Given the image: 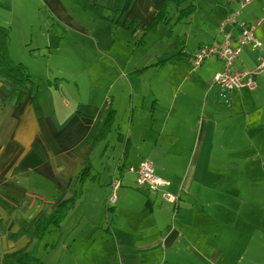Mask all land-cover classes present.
Here are the masks:
<instances>
[{
    "label": "crops",
    "instance_id": "0c3cea01",
    "mask_svg": "<svg viewBox=\"0 0 264 264\" xmlns=\"http://www.w3.org/2000/svg\"><path fill=\"white\" fill-rule=\"evenodd\" d=\"M163 1L124 0L115 26L70 0H0L8 13L1 22L9 30V56L37 85L41 110L36 117L29 94L10 99L0 84V211L3 200L27 201L43 219L72 198L71 182L86 160L94 178L75 188L76 205L60 226L34 240L29 251L41 264H264V73L254 90L225 91L212 81L220 62L195 69L192 61L214 42L224 17L238 12L239 20L255 23L264 2L241 9L243 0L218 8L210 0L214 13L207 12L205 24L214 19V27L199 32L193 23L201 0H185L144 34ZM115 2L90 0L108 11ZM190 6L194 13L179 19ZM256 37L264 46V22ZM258 56L246 47L233 70L253 69ZM109 105L112 129L91 148ZM142 160L169 182L175 206L134 190L126 169ZM116 177L121 185L110 204Z\"/></svg>",
    "mask_w": 264,
    "mask_h": 264
},
{
    "label": "trees",
    "instance_id": "16d2710c",
    "mask_svg": "<svg viewBox=\"0 0 264 264\" xmlns=\"http://www.w3.org/2000/svg\"><path fill=\"white\" fill-rule=\"evenodd\" d=\"M73 6L79 8L83 12L89 13L95 20L108 21L115 26H121L122 23V9L124 0H116L112 10H105L97 5H92L90 0H70ZM185 0H164L160 5L157 14L147 24L144 29V34L154 33L156 27L167 22L168 9L171 6L180 7ZM195 11L194 6H190L180 11L179 19L187 18ZM135 22L127 24L126 29L131 30ZM172 31L169 29L165 34L170 37ZM9 30L5 27H0V84L1 89L5 92L10 99L16 97L17 101H21L25 94L30 95V105L36 117L41 116V110L38 104L39 89L32 80L27 69L20 63H14L8 52ZM115 120V112L109 105L104 111V114L98 124L97 131L89 139L88 144L94 148L98 143L106 140L110 133ZM128 150L127 145L124 147V153ZM91 165L89 160H86L84 168L79 175L74 178L70 185L72 198L60 202L55 210L45 216L38 224L33 221L19 222V230L16 234L10 235L12 239L20 237H31L36 241H40L45 233L50 228H58L60 223L71 211L77 202L78 193L75 191L77 186H82L86 180H93L91 178ZM0 264H41L36 258L35 252L27 251V248H22L12 254L0 257Z\"/></svg>",
    "mask_w": 264,
    "mask_h": 264
},
{
    "label": "built area",
    "instance_id": "2783aa9c",
    "mask_svg": "<svg viewBox=\"0 0 264 264\" xmlns=\"http://www.w3.org/2000/svg\"><path fill=\"white\" fill-rule=\"evenodd\" d=\"M252 2H264V0H243L240 2L239 7L243 9ZM238 17V12L224 17L218 24L214 42L210 45L201 46L192 56L195 69L211 59L221 63L222 69L213 75L212 81L214 85L225 91L254 90L256 77L264 73V46L256 37V29L264 22V14L255 23L241 21ZM246 47L260 52L255 67L251 70L234 71V63ZM126 172L135 176V184L142 192L148 195L159 194L164 202L172 206L177 204V196L166 191L169 182L155 174L149 161L142 160L137 166L126 169ZM120 185L119 177L112 179L110 183V204L115 202L116 192Z\"/></svg>",
    "mask_w": 264,
    "mask_h": 264
},
{
    "label": "rangeland",
    "instance_id": "374dc122",
    "mask_svg": "<svg viewBox=\"0 0 264 264\" xmlns=\"http://www.w3.org/2000/svg\"><path fill=\"white\" fill-rule=\"evenodd\" d=\"M9 2H11V1H9ZM195 4H196V2L193 3V5H195ZM212 4H215L214 6H216V8H218L222 4H224V0H216V2L212 3ZM211 6L212 5H211L210 0H201L200 12L197 14V16L194 20V23H193L194 24V26H193L194 31L196 28L199 29V30H197L199 32L202 30L208 31L214 27V22H215L214 19L211 20V23H212L211 25H207V23L205 24V17H206L207 12L209 10H211L210 14L214 13V10L211 9L212 8ZM174 9L170 10V16L173 17V19L175 18L174 16H176V11ZM4 16H8V13L6 12V9H4V5L2 6L0 4V27H5L8 29V27L4 26L1 22L2 18H5ZM86 16H90V15H86ZM42 18L43 17L41 16L40 19L42 20ZM25 20L29 21L30 19L27 17V18H25ZM37 22H39L40 24L42 23V21H40V20ZM37 22H34V23H37ZM6 23H9V22H6ZM6 25H9V24H6ZM179 28H180V26H178L175 30H177ZM184 32L186 35L188 34L190 36L189 38L194 37L192 34V31L190 30V28L188 26L184 27ZM169 38H170L169 36L168 37L163 36L161 38V41L163 43L164 42L166 43ZM175 43H176V40L174 41L173 45ZM151 47L152 48L154 47L153 43H151ZM189 55H190V53H189ZM184 64H185V66L188 67V69H190V65L188 64V62L184 61ZM110 156H112V154ZM112 159H114V155H113ZM112 159L109 162L108 161L107 162L111 163ZM102 161H104V160H102ZM99 166H100L99 161L96 159L95 163H94V169L96 168V170H98ZM128 179L135 181V176L129 175ZM101 180L104 181V176L101 177ZM134 190L141 192V190L139 188H137V186H135ZM78 192H79V190H77V193ZM2 204H3L2 205L3 208L0 211V257L12 254L15 251H18L22 248H27V251H29L35 243L34 239H32L31 237H26V236L20 237L18 239H12L9 236L14 235L18 232L19 222H21V221H23V222L33 221L34 224H37L42 219L41 214H39L40 213L39 209H35V206L31 203H27V201H20V200H15V199L3 200ZM43 213L45 214V212H43ZM45 215H47V214H45ZM50 239H51V236H48V237H46L44 242L45 243L50 242ZM60 248L61 247H59L57 251H59ZM39 256H40V258H44L45 253H44L43 248L40 249Z\"/></svg>",
    "mask_w": 264,
    "mask_h": 264
}]
</instances>
